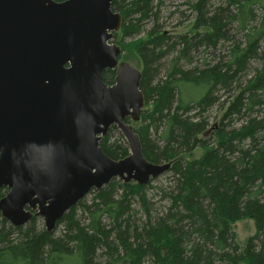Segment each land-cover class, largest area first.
<instances>
[{
    "label": "trees",
    "instance_id": "16d2710c",
    "mask_svg": "<svg viewBox=\"0 0 264 264\" xmlns=\"http://www.w3.org/2000/svg\"><path fill=\"white\" fill-rule=\"evenodd\" d=\"M164 4L112 0L123 20L113 41L120 60L129 52L139 60L146 100L140 120L127 122L148 160L171 164V184L156 187L168 205L160 210L148 197L156 179L115 178L67 211L59 233L41 216L14 226L0 213V264H264V0H185L195 16L176 34L162 29ZM225 42L229 51L217 60L212 53ZM115 78V69L103 72L106 83ZM185 83L207 90L186 98ZM220 91L235 92L210 124ZM100 146L116 160L130 154L116 125ZM8 191L0 187V199ZM243 219L256 226L245 248L233 229Z\"/></svg>",
    "mask_w": 264,
    "mask_h": 264
},
{
    "label": "water",
    "instance_id": "95a60500",
    "mask_svg": "<svg viewBox=\"0 0 264 264\" xmlns=\"http://www.w3.org/2000/svg\"><path fill=\"white\" fill-rule=\"evenodd\" d=\"M122 24L112 0H0V213L14 226L41 216L53 232L91 190L170 168L146 158L127 122L146 100L141 70L113 41ZM113 125L130 148L119 160L100 146Z\"/></svg>",
    "mask_w": 264,
    "mask_h": 264
},
{
    "label": "rangeland",
    "instance_id": "374dc122",
    "mask_svg": "<svg viewBox=\"0 0 264 264\" xmlns=\"http://www.w3.org/2000/svg\"><path fill=\"white\" fill-rule=\"evenodd\" d=\"M185 0H165V4L160 12V23L162 24V29L172 32V33H183L187 31L190 27V21L193 20L194 14L191 13L190 9L187 8L186 5L182 4ZM184 12V14H182ZM148 29L152 26V23L148 25ZM144 35V32L139 34L137 37H141ZM228 42L221 43L217 49L215 50L212 55H214L217 60H219L222 57H225L229 51L228 49ZM176 54L169 55L167 59L163 60V62L169 66L171 59L175 56ZM196 55V54H195ZM198 57V56H196ZM128 58L129 59H124L122 58L121 60L127 61L136 68L140 69L139 66V60L133 54V52L128 53ZM181 63H184L181 61ZM197 63V61H196ZM200 63V62H198ZM252 65L255 67L259 65L257 62H254ZM190 68L189 65H185V68ZM166 74V70L162 71V75ZM252 74V69L248 72V77ZM182 90L184 92V95L186 98L189 97H200L205 94L207 88L205 86L201 85H194V84H183ZM235 91H233L231 94H226L224 91L219 92L220 99L218 100V103H216L210 110L208 111L209 119H210V124H213L217 121L218 117L222 114L221 105L224 100V98H227L228 95L231 96L234 94ZM232 97V96H231ZM230 97V98H231ZM229 98V99H230ZM262 115H264V108L262 109ZM228 122V119L226 120ZM241 122V121H239ZM202 150L197 149L193 157H197L201 155ZM171 179H172V173H164L158 178H156L155 181H153L152 187H148V197L151 199V201L154 202L155 208H159L160 210H163L167 205H168V200L164 199L160 195V191L156 188L158 186H168L171 184ZM94 193L91 192L86 196L87 201H91L93 198ZM79 214H82V209L79 208L78 210ZM43 225L45 226L44 220L42 221ZM61 227L57 228V233L60 232ZM233 229L236 232V237L237 241L239 242L240 246L245 248L246 242L248 238L255 234L256 232V226L254 223V220L252 219H243L238 222H236L233 225Z\"/></svg>",
    "mask_w": 264,
    "mask_h": 264
}]
</instances>
